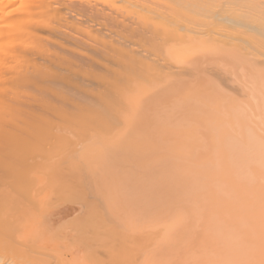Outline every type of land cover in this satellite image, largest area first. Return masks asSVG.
I'll return each instance as SVG.
<instances>
[{
    "label": "bare ground",
    "instance_id": "1",
    "mask_svg": "<svg viewBox=\"0 0 264 264\" xmlns=\"http://www.w3.org/2000/svg\"><path fill=\"white\" fill-rule=\"evenodd\" d=\"M0 216V264H264V0H0Z\"/></svg>",
    "mask_w": 264,
    "mask_h": 264
},
{
    "label": "rangeland",
    "instance_id": "2",
    "mask_svg": "<svg viewBox=\"0 0 264 264\" xmlns=\"http://www.w3.org/2000/svg\"><path fill=\"white\" fill-rule=\"evenodd\" d=\"M129 13H130V15H131L132 17L134 16V14H133L134 11H133V10H128V12L126 13V18L131 17V16L129 15ZM127 15H128V17H127ZM77 22L79 23L80 21H77ZM75 23H76V22H75ZM78 23H77V25H78ZM80 23L82 24V22H80ZM80 23H79V24H80ZM70 29H73V28H70ZM74 29H75V28H74ZM138 48H139V47H138ZM132 49H134V51L139 52V50H138L137 48H133V47H132ZM84 52H85V51H84ZM85 53H86V52H85ZM82 55H83V57H84V54H82ZM140 55H142V54H140ZM86 56H87V53H86ZM86 56H85V57H86ZM142 56H143V55H142ZM100 68H101V67L98 66V70H99V71H98V70H97V71L100 73L101 76H103L105 73L103 74V72H101V71H104V70H103L102 68H101V69H102V70H101ZM99 73H98V74H99ZM2 217H3V216H2ZM5 217H7V216H4V218H5ZM12 218H15V224L17 223V221H18V222H20V220L22 221V217H21V218H18V216H16V217H12ZM12 218H11V219H12ZM8 219H9V217H8ZM16 219H17V220H16ZM18 219H19V220H18ZM12 220H13V221H12ZM12 220H11V221L14 222V219H12ZM23 220L25 221L24 218H23ZM0 221H1V216H0ZM6 221H8V222L10 223L9 220L6 219ZM8 222H6L7 225H8ZM12 222H11V223H12ZM0 223H1V225H2V224L4 225L3 227L6 226V224H4V221H3V223H2V221H1ZM0 229H1V228H0ZM13 232H15V230H13V231L10 230V231L7 233V235L9 236L10 233L13 234ZM18 233H19V232H17V234H18ZM17 234L15 235V233H14L15 236H18L20 233H19L18 235H17ZM5 235H6V234H5ZM7 235L5 236L6 238L8 237ZM10 236H11V235H10ZM12 237H13V235H12ZM6 238H4V239H6ZM9 238H11V237H9ZM9 238L7 239V240H9V241H5V242L3 241V242L8 244V242H11V241H12V240H11L12 238H11V239H9ZM13 238H14V237H13ZM15 238H16V237H15ZM1 239H2V238H1ZM10 240H11V241H10ZM14 240H15V239H14ZM1 242H2V241H1ZM10 244H11L10 246L12 247V245H14L15 243H14V244H13V243H10ZM1 246H2V247H1ZM1 246H0V247H1L0 250L2 251V252H1V255H5V252H4V251H5L7 248H9L10 246L8 245V247H7V245L5 246V245L2 244V243H1ZM5 248H6V249H5ZM3 250H4V251H3ZM7 250H8V249H7ZM12 250H13V249H12ZM26 251H27V249H26ZM28 251H29V250H28ZM3 252H4V253H3ZM11 252H13L12 255L14 256V255H15V253H14L15 251H11V249H10V252H6V253H8V254L10 255ZM37 252H38V251H37ZM41 252H43V251L40 250V253H41ZM45 252H47V251H45ZM45 252H44V255H45V254H48V253H45ZM16 253H17V252H16ZM50 253H51V252H50ZM52 254H53V252H52ZM52 254H51V255H52ZM55 254H56V253H55ZM9 255H8V257H9ZM16 255H17V254H16ZM5 256H6V255H5ZM13 256L10 255V258H13ZM46 256H47V259H49V256H50V255H49V256L46 255ZM5 258H7V256H6ZM51 258H53V257L50 256V259H51ZM0 259H3V256H2V258H1V256H0ZM8 259H9V258H7V260H8ZM14 259H15V256H14ZM18 259H19V258H18ZM47 259H46V257H45V261H46ZM54 259H56V258L54 257ZM7 260H6V261H7ZM0 261H1V260H0ZM2 261H3V260H2ZM11 261H13V260H11ZM20 261H21V260L19 259V262H20ZM52 261H53V260L51 259V260L46 261V262H47V264H48V262H49V263H52V264L55 262L54 264H58V261H57V260H56V261L54 260L53 262H52ZM7 262H10V259H9ZM7 262H6V264H7ZM56 262H57V263H56ZM2 263H4V262H2ZM10 263H11V262H10ZM4 264H5V263H4ZM43 264H45V263H43Z\"/></svg>",
    "mask_w": 264,
    "mask_h": 264
}]
</instances>
